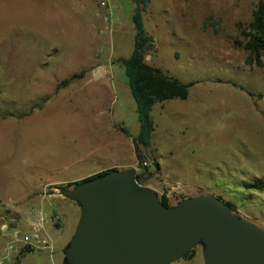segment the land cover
Returning <instances> with one entry per match:
<instances>
[{"label":"rangeland","instance_id":"rangeland-1","mask_svg":"<svg viewBox=\"0 0 264 264\" xmlns=\"http://www.w3.org/2000/svg\"><path fill=\"white\" fill-rule=\"evenodd\" d=\"M103 1L0 0V223L6 204L24 218L36 210L61 217L48 226L52 253L9 264H63L80 210L54 199L111 167L139 169L142 184L171 206L215 196L264 230V188L249 187L264 183V55L263 67H248L235 44L256 0H153L143 13L156 45L146 62L193 84L188 100L168 102L178 114L154 109L155 147L139 148L143 161L137 103L119 62L135 49L136 5L107 0L105 10ZM4 244L0 236V251ZM196 256L174 264H204L200 247Z\"/></svg>","mask_w":264,"mask_h":264},{"label":"water","instance_id":"water-1","mask_svg":"<svg viewBox=\"0 0 264 264\" xmlns=\"http://www.w3.org/2000/svg\"><path fill=\"white\" fill-rule=\"evenodd\" d=\"M138 172L113 170L59 190L80 210L63 264H174L198 247L204 264H264V230L228 203L201 195L166 207Z\"/></svg>","mask_w":264,"mask_h":264},{"label":"trees","instance_id":"trees-1","mask_svg":"<svg viewBox=\"0 0 264 264\" xmlns=\"http://www.w3.org/2000/svg\"><path fill=\"white\" fill-rule=\"evenodd\" d=\"M152 1L153 0H134L136 5L133 17L136 29L135 49L129 59L119 60V62L125 67V75L128 79L132 96L137 103L140 120V134L134 138V144L137 151L140 147L149 149L152 146V137L155 131V121L152 116L154 106L158 103H164L176 99L182 101L187 100L190 95V88L193 86L192 83L185 84L174 77L166 75L161 69L153 67L146 62L147 55L156 50L155 41L146 32L143 21V13ZM211 18H213V16ZM239 28L243 41H235V44L247 53L246 65L248 67H263L264 0H256L252 22L245 28L242 26ZM219 30V27L215 25L214 33L218 34ZM76 78L77 77L75 76L71 80L64 81L62 85H68ZM138 159L143 161L146 157L139 154L138 151ZM154 163L156 164V167H159L156 160H154ZM108 172L110 171H105L91 178L68 184L66 188H71L84 181L103 176ZM249 187L261 190L264 188V183L257 182L256 185H249ZM160 199L164 206L171 207L166 195L161 196ZM228 204L232 207V210L236 212V206L229 202ZM184 258H195V249L189 252Z\"/></svg>","mask_w":264,"mask_h":264},{"label":"built area","instance_id":"built-area-1","mask_svg":"<svg viewBox=\"0 0 264 264\" xmlns=\"http://www.w3.org/2000/svg\"><path fill=\"white\" fill-rule=\"evenodd\" d=\"M103 9H108V2L104 0L101 4ZM108 14L104 21L107 23ZM150 164L144 162L141 169H148ZM6 213L1 219L0 236L4 241V247L0 251V264H9L14 257L30 251H54L48 226L57 224L61 217L57 214L49 216L43 210H36L27 217L14 210L12 204H6Z\"/></svg>","mask_w":264,"mask_h":264},{"label":"crops","instance_id":"crops-1","mask_svg":"<svg viewBox=\"0 0 264 264\" xmlns=\"http://www.w3.org/2000/svg\"><path fill=\"white\" fill-rule=\"evenodd\" d=\"M176 100H178V99H176ZM188 100V99H187ZM173 101V100H172ZM182 101V100H181ZM186 101V100H185ZM168 102H170V101H168ZM168 102H164V103H158V104H156L155 106H154V108H153V111H154V109H156V111H157V113H159L160 115L161 114H163L164 112H166V109L167 110H169L172 114H178V112H180L181 110L178 108V106H176V105H171V106H169V104L170 103H168ZM152 116H153V112H152ZM175 118H177L176 116H174ZM154 118V117H153ZM175 118L173 119V120H175ZM155 121V120H154ZM177 122H178V120H177ZM155 129H156V125H155ZM155 132V131H154ZM154 134V133H153ZM152 146H154L155 147V145H154V143H153V140H152ZM115 156H117L116 154H115ZM158 157H159V154H158ZM104 162L103 163H101V166H103V165H105V164H108V163H113V162H117V159H113L112 161H107V160H103ZM159 166H160V164H159ZM113 169H115L114 167H111V168H109V170H107V171H112ZM116 170V169H115ZM120 171V170H119ZM160 172L161 173H163V168H162V166H160ZM54 197H56V196H54ZM55 200V202H56V204H58L59 205V209L60 208H62V206L63 205H65V202L67 201V202H70V201H68V200H66V199H63V200H60V199H58V200H56V199H54ZM75 204V203H74ZM78 207V206H77ZM200 259V258H202V257H198V256H196L195 257V259Z\"/></svg>","mask_w":264,"mask_h":264}]
</instances>
